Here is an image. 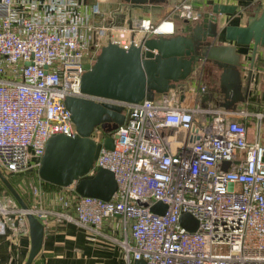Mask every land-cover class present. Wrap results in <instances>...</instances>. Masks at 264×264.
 <instances>
[{"label": "built area", "instance_id": "1", "mask_svg": "<svg viewBox=\"0 0 264 264\" xmlns=\"http://www.w3.org/2000/svg\"><path fill=\"white\" fill-rule=\"evenodd\" d=\"M80 4L0 0V171H36L48 136L74 133L63 98L89 97L122 105L123 121L108 133L112 147L100 146L87 171L109 169L115 190L105 200L80 195L72 184L45 190L37 174L20 178L16 186L31 204L22 208L0 196V234L8 224L10 235L28 234L31 213L42 224L50 217L105 236L127 264L140 258L145 264H264V112H241L254 117L249 139L246 122L229 118L228 109L181 104L175 89L136 102L82 93L83 64L91 63L86 51L99 48L103 29L89 21L97 5L80 11ZM171 12L188 20L200 15L186 0H176ZM165 20L173 26L171 18L131 23L149 34L159 33ZM131 41L118 44L126 48ZM179 130V139L170 136ZM157 201L165 205L161 213L150 208ZM184 212L196 219L194 229L180 223ZM108 216L126 226L120 238L100 231Z\"/></svg>", "mask_w": 264, "mask_h": 264}, {"label": "water", "instance_id": "2", "mask_svg": "<svg viewBox=\"0 0 264 264\" xmlns=\"http://www.w3.org/2000/svg\"><path fill=\"white\" fill-rule=\"evenodd\" d=\"M176 0H120L118 15L124 16L127 10L138 8L139 11L165 4V10L171 11ZM233 5L211 3L208 10L189 23L180 32L165 35L144 33L137 42L131 41L123 48L117 42L108 40L99 48V56L91 63L83 64L80 75L79 90L88 95L101 96L117 101L136 102L142 98L152 99L155 93H165L169 89L198 95L200 100L211 102L215 106L233 108L239 101L247 97L250 89L251 67L257 46L264 47V2L257 5L246 17L244 24H222L223 13H230ZM133 13L127 18L131 22ZM173 18H178L176 13ZM234 41L235 44H251V55L244 87L239 77L240 54L234 51V45L217 42ZM210 61L221 68L219 82L210 90L199 92L187 82L191 72L199 68L203 62ZM230 79V82L227 79ZM63 104L69 112L74 133H52L44 144L37 176L46 182L59 185H73L76 193L101 199H109L116 184L113 173L104 167H98L93 174L87 173L100 146L112 147V139L108 133L123 121L122 105L108 101H96L89 97L67 95ZM207 106V105H206ZM99 128L101 140L91 135ZM228 161H222L225 169ZM2 183L11 193L18 205L25 208L10 182L0 171ZM162 212L165 205L159 201L150 206L152 210ZM190 223L186 224V220ZM29 247L24 264H30L37 254L43 234V224L31 213H26ZM179 221L190 230L197 225L196 219L188 213H181ZM132 264H145L143 259H134Z\"/></svg>", "mask_w": 264, "mask_h": 264}, {"label": "crops", "instance_id": "3", "mask_svg": "<svg viewBox=\"0 0 264 264\" xmlns=\"http://www.w3.org/2000/svg\"><path fill=\"white\" fill-rule=\"evenodd\" d=\"M190 2L194 10L200 14L209 9L211 3H224L233 5V10L230 13H223L222 24H244L246 17L250 15L257 5H262L264 0H186ZM79 10L83 7H90L93 4L97 5L98 12L89 15V21L95 26H101L103 29L102 35L98 37V45L104 44L108 40L115 42L131 41L137 42L141 35L144 34L142 30H134V36L129 40L122 37L116 38L114 32L131 30L128 28L127 18L130 13H133L131 22L134 23L137 18H149L152 22L160 18H171L173 26L170 21H164L165 24L159 29L161 31H168L173 27L171 33H164L165 35L180 32L181 28L186 29L187 25L183 22V18H173V12L165 10V4L159 3V6L139 11L138 8L129 9L124 16H119L118 7L122 5L120 0H80ZM83 11V10H80ZM195 20V19H194ZM192 23L193 20H188ZM222 29L220 30V37L217 42L226 43L229 46L234 45V51L240 54L239 77L241 79L242 89L244 87L246 72L248 70V63L251 55V44H235L234 41L223 40L221 37ZM108 34V38L104 35ZM149 33L148 35H153ZM104 35V36H103ZM221 68L216 66L210 61L203 62L200 67L195 68L187 82L191 83V87L197 91L204 92L216 87L219 82ZM229 78V77H228ZM230 79H227L230 82ZM200 86L204 87V91L200 90ZM169 92V91H168ZM161 93H155L153 98L156 99ZM180 99V98H179ZM181 104L187 105H200L205 107L215 106L212 101L200 100L198 95L190 94L183 91ZM207 105V106H206ZM218 106V105H217ZM223 107V106H220ZM225 108V107H223ZM230 112L227 114L229 118L242 120L246 122L247 128L250 122L254 123L252 115L243 116L242 111L253 112L259 110L264 112V47L257 46L253 63L251 67L250 76V89L247 97L235 104L233 108H225ZM163 132H168L169 128L162 129ZM261 136L264 138V128L260 130ZM263 133V134H262ZM183 135L181 130L170 133V136L176 140ZM247 137L250 139L254 135L251 132ZM22 194V193H20ZM24 204L30 205L31 201L26 194L19 195ZM123 229H127L122 225L117 216H108L102 220L100 231L115 238H120ZM12 231L11 226H5L4 234H0V264H24L28 247L29 236L27 233L10 235ZM30 264H127L123 258L120 246L117 243L108 241L105 236L92 234L86 232L81 227L76 226L71 222L54 220L53 218L46 217L43 221V234L40 243V248L34 256Z\"/></svg>", "mask_w": 264, "mask_h": 264}, {"label": "rangeland", "instance_id": "4", "mask_svg": "<svg viewBox=\"0 0 264 264\" xmlns=\"http://www.w3.org/2000/svg\"><path fill=\"white\" fill-rule=\"evenodd\" d=\"M128 28L131 30L130 32L128 31H123V32H120L118 30H115L114 32L116 33L117 37L116 38H124L126 40H129L131 37L134 36V30L132 28V23L130 22L129 23V26ZM95 35V34H94ZM107 38H108V34H104ZM103 35V36H104ZM99 42V41H98ZM99 47H101L102 45L99 44L98 45ZM99 56V48H96L94 50L92 49H89L88 51H86V57L90 59V61H94L96 59V57ZM262 130L264 128V118L261 120V127H260ZM255 130V126H254V123L250 122V125L248 126L247 128V134L249 135L251 132H254ZM93 134L94 136L98 137L100 135V130L99 128H95L94 131H93ZM263 134V133H262ZM6 179H8V181H11L13 182L14 184H16L17 182H19L20 178H24V180H28L30 178H35L36 176V171L34 169H29L21 174H13V175H3ZM2 183V180L0 179V184ZM3 184V183H2ZM0 196L1 198L4 200V202H6L7 204H9L10 201V198L6 195V192L1 189L0 190Z\"/></svg>", "mask_w": 264, "mask_h": 264}, {"label": "trees", "instance_id": "5", "mask_svg": "<svg viewBox=\"0 0 264 264\" xmlns=\"http://www.w3.org/2000/svg\"><path fill=\"white\" fill-rule=\"evenodd\" d=\"M8 176H10V175H13V174H7ZM18 175V174H17ZM8 180V179H7ZM10 182V184L14 187V189L16 190V192L19 194V195H22V194H20V192H19V190H18V188H17V186H16V184H14L13 182H11V181H9ZM59 187H61V186H59V185H55V184H52V183H49V182H46V181H43V188L45 189V190H52V189H57V188H59ZM1 189H3L5 192H6V195L8 196V197H10V198H12V200L16 203V204H18L17 203V201L14 199V197L11 195V193L7 190V188L4 186V184H0V190Z\"/></svg>", "mask_w": 264, "mask_h": 264}, {"label": "bare ground", "instance_id": "6", "mask_svg": "<svg viewBox=\"0 0 264 264\" xmlns=\"http://www.w3.org/2000/svg\"><path fill=\"white\" fill-rule=\"evenodd\" d=\"M163 24H165V22H162L159 26H157V28H156V31L157 32H159V33H166L167 32V31H161V30H159L162 27ZM170 30H171V28H170ZM170 30H168V31H170Z\"/></svg>", "mask_w": 264, "mask_h": 264}, {"label": "flooded vegetation", "instance_id": "7", "mask_svg": "<svg viewBox=\"0 0 264 264\" xmlns=\"http://www.w3.org/2000/svg\"><path fill=\"white\" fill-rule=\"evenodd\" d=\"M100 48V47H99Z\"/></svg>", "mask_w": 264, "mask_h": 264}]
</instances>
